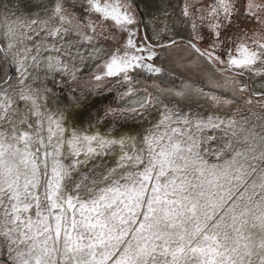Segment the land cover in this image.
<instances>
[{
	"label": "snow or ice",
	"instance_id": "snow-or-ice-1",
	"mask_svg": "<svg viewBox=\"0 0 264 264\" xmlns=\"http://www.w3.org/2000/svg\"><path fill=\"white\" fill-rule=\"evenodd\" d=\"M86 3L88 11L102 22L127 34L122 52L101 57L97 67L104 71L94 75L96 81L115 77L127 84L139 73L161 74L163 69L155 66V60L164 51L221 65L222 69L216 71L231 73L226 83L233 97L248 91L249 79L264 78V43L246 35H224L239 7H245H238L236 0H213L210 5L208 50L197 44L205 37L197 32L195 20L191 21L190 39L177 38L178 34L168 31L166 25L156 30L154 41L137 39L134 26L138 21L129 0ZM254 7L262 6L248 0L244 15L256 17ZM182 15L186 20L191 16L187 5ZM53 19L60 26L50 27ZM200 19L203 26L205 18ZM65 22L59 0L48 20L10 21L5 16L0 21L7 41L0 46V53L5 60L11 56V63L17 65L21 86L10 94L8 80L0 85V240L10 254H15L12 264H264V124H252L248 117L241 123L235 115L181 114L162 105L160 118L143 137L141 146L133 137L115 139L99 133L81 136L73 132L66 143L72 155L83 153L84 160H75L71 167L61 162L64 142L59 136L53 142V137L54 127L65 131L60 123L62 116L42 112L40 98L25 83L28 68L40 67L41 45H36L33 54L24 44L32 36L21 29H30L36 35L46 30L47 37L62 41L71 31L63 27ZM37 24L42 26L39 30L32 27ZM84 27L92 35L77 31L82 40L75 43L92 45L95 25L89 22ZM18 44L23 47L17 48ZM157 48L162 51L157 52ZM44 51L56 53L44 60L49 72L68 70L69 63L62 57H68L69 62L84 60L79 48L73 52V42L59 47L52 44ZM92 53L96 59L103 50L93 46ZM259 88L262 90L252 96L264 106V83ZM189 90V85L169 89L176 96ZM196 91L210 97L214 104L221 100L224 105L240 102L201 88ZM131 92L129 88L126 94ZM17 99L25 102L37 118L35 123L27 112H19ZM150 103L151 97L145 96L121 111L139 116ZM157 103H161L159 99ZM243 103L251 105L253 100ZM208 131L213 135H202ZM126 139L133 141L131 152L125 148ZM213 140L219 141L215 148H201L202 143ZM116 147L121 150L116 166L99 180L81 174L79 181L68 183L78 164L110 155ZM206 154H214L217 162L209 163Z\"/></svg>",
	"mask_w": 264,
	"mask_h": 264
},
{
	"label": "rangeland",
	"instance_id": "rangeland-1",
	"mask_svg": "<svg viewBox=\"0 0 264 264\" xmlns=\"http://www.w3.org/2000/svg\"><path fill=\"white\" fill-rule=\"evenodd\" d=\"M59 2L62 3L66 20L71 16H76L80 20V22L83 23V25H87L89 22L95 25V43L97 42L98 44H105V50L109 53H115L117 52V50H120L121 52L123 51L124 44L127 39V34L119 32L115 28L111 27L109 23L102 22L97 17V15L89 12L86 0H59ZM56 3L57 0H0V21H3L5 16L8 17L10 21H45L48 20L49 16L52 15V11L50 13H34V11L31 12V14L24 16V18H21V16L22 13L27 11V6H35L41 4L46 7H55ZM129 3L131 5V12L135 15L138 21V24L134 26L138 32L137 39L147 38L153 41L155 39L153 35L156 30L165 27V25L167 26L168 31L178 34L177 38H179V36H183L185 39H190L191 28L189 27V23L187 22V20L182 15V10L185 7V4L187 5V7L190 5L188 11L190 13H194L195 20L197 21L198 33L204 35L205 37V40L203 42H197V44L202 50L209 49L208 37L210 33L207 28V17L210 11V5L213 3V0H185L182 6L180 4L181 0H147V2L146 0H129ZM236 3L238 7L240 5L246 7V5L248 4V0H236ZM252 3L254 5L262 6L259 9L255 7L252 9V11L257 13L256 17L245 16V7H239L238 14L232 17L231 27L226 29L224 32L225 36H232L235 33L241 36L246 35L254 41L264 43V0H252ZM144 6L147 7L148 11L151 13L152 10H157L158 14H163L165 20L168 21L171 25L162 22L158 17H155L156 19H153V22H151L152 24H147L142 16V12H145ZM201 17L205 18L203 21V26H201ZM85 30L88 35H92V33L88 31L87 28H85ZM3 31L4 29L2 25H0V46H4L2 36ZM44 34L47 35L46 30L44 31ZM84 45L85 50H89L88 48L90 47V44L85 42ZM156 51L161 52L162 50L157 48ZM161 56L155 60V66L161 67L163 70L168 71V67L175 63L172 60ZM148 62L152 63V61ZM101 63L102 60L99 64ZM214 66H217L218 69H222V66L218 63ZM103 71L104 69L102 67L93 66L89 71L80 73L79 76L75 75L74 78L72 77L68 79L69 75L68 77L66 76L67 79L65 77L64 81L51 86L54 97L46 96V102L48 103L50 101L48 104H51L55 109L60 107H65L66 109H68L72 100H74L75 98H82L83 92L88 91L95 99H102V102L97 101V103L90 106V108L88 107L87 113H89L92 109L89 114H91V117L94 118L96 122L101 123L103 121H107L111 127L119 129L122 125L121 128L124 127L126 130H134L136 126L139 125V123L146 126L147 118L153 114L154 109H157V101L153 97H151L149 108L147 110H142V113L139 116H133V114L131 113L122 112L121 110L125 109L126 102L129 101L132 96L136 95L138 90L133 85H131V83L126 84L118 82V78L115 77H106L101 81H96L94 79V75L100 74ZM219 73H222L224 77L222 79H219L218 82H214L213 84L215 86H207V84L201 83L208 89L213 90V92L209 90H204V92H210L224 98H233L240 101L239 103L224 105L223 101L221 100L218 104H214L211 99H205L204 96H200V101L193 98L192 103L194 105H190V101L188 102V99H186V95H183L179 96L180 102L175 105V107L173 105H168V107L175 108L181 114L199 113L203 116L219 115L223 117H232L233 115H235L236 120L241 123L243 122L245 117H248L250 119V123L252 124H264V106L256 103L257 98L252 96V93L254 91L262 90L259 88V85L264 83V78L256 77V81L255 79H249L248 91H246L242 96L237 95L236 97H233L231 86L226 83V78L229 77L231 73L222 71H219ZM141 75H145V73L143 72L141 73ZM16 77V73L11 67L9 59L5 60L3 54L0 53V85H3L5 80H8L10 94L13 90L18 92L20 89L18 81L16 82L17 84H14V80L16 79ZM236 79L244 80L245 77H236ZM129 88L132 89L130 95L126 94ZM144 95L149 96L146 92ZM249 98H252L253 103L251 105L244 104L243 101ZM197 104L198 108H196ZM16 107L19 109L20 113H25L28 110L25 106V102H21L18 99L16 100ZM257 117H259V119H257ZM46 124L47 121H45V129ZM0 130L3 129L0 128ZM257 131H260L259 127H257ZM45 132L46 130L44 131L43 135L45 134ZM202 135H213V133L211 131H208L203 133ZM216 135L219 136L220 133H216ZM218 143V140H213L209 143H202L201 148H215ZM115 156L116 155L114 153L103 156L101 162L88 164L85 168H81V164H78L76 166V170L71 173V180L68 181V183L71 184L73 181H79L81 174H88L89 176L94 175L95 179L99 180L101 178V175L106 174L109 168H113L116 166V162L119 159H117ZM82 157V153L79 157H76L72 154H69V156L63 154V157L60 158V160L65 166L71 167V164H73L75 160H81ZM205 158L209 161V163L217 162L216 156L214 154H206ZM79 173L80 175H78ZM14 255V253H9L3 241L0 240V256L5 257L13 262ZM0 264L5 263L0 262Z\"/></svg>",
	"mask_w": 264,
	"mask_h": 264
},
{
	"label": "bare ground",
	"instance_id": "bare-ground-1",
	"mask_svg": "<svg viewBox=\"0 0 264 264\" xmlns=\"http://www.w3.org/2000/svg\"><path fill=\"white\" fill-rule=\"evenodd\" d=\"M184 1L185 0H181L180 3L181 6L183 5ZM53 9L54 6L46 7L41 4L35 6H27V11L22 13L21 18H24V16H27L34 11H35L34 13L36 12L50 13L51 11H53ZM144 10L145 12L144 13L142 12V16L144 20L147 22V24H152L151 22H153V19L155 17H158L162 22L171 25L168 21L165 20L163 14H158L157 10H152V13L148 11L147 7H145ZM189 19L191 21L195 20L194 13L191 12V16L189 17ZM189 19H187V22L189 23L188 25L191 28V21ZM67 21H71V23L69 24ZM195 22L197 24L196 20ZM78 24L80 25L79 29L77 28ZM49 26L50 27L60 26V24L59 21L53 19L49 22ZM32 27L39 30L42 26L40 24H37V25H33ZM63 27L70 28L71 31L64 35V39L62 41L59 40L58 38L53 39L51 37H47V35L44 34L45 30L40 31V34L36 35L30 29H21V31L25 32L27 35L32 36V39L25 40L24 44H26L29 48L33 50V54L35 53L36 45L37 44L41 45V54L39 57L40 67L38 69L33 67L28 68V73H27L28 79L25 81V83L30 86L34 95L40 97L39 103L41 105V111L45 113H51L53 114L54 117L57 118L62 116L60 123H61V127L65 131L60 132L56 130L54 127V132L56 133V135L53 137V142L56 141L57 136H59L64 142L62 143L61 146V156L59 158H62L63 154L67 156L71 154V150L69 149L66 141L69 138H71L73 132L81 136L85 134L93 135L99 133L101 136H104L106 138H115V139H120L122 137L124 138L133 137L135 138V143L138 146H141L143 143V137L149 132V130L153 129V126L160 118V113L163 110L162 105H167V106L173 105L175 107V105H177L180 102L179 96H176L174 94V91H168L169 90L168 88L173 90H180L185 85H189L190 90L188 91V93H185V95H186V99H188V102L190 101L189 104L194 105L192 103L193 98L199 101L201 100L200 96H204L205 99H210V97L198 93L196 91L197 88H201L203 90H209L213 92V90L208 89L206 86H203L201 83H205L207 84V86L213 87L215 86L213 84L214 82H218L219 79H222L224 77L222 73L216 71V69H218L217 66L209 65L201 60H196L195 58L189 57L183 53L177 55L175 52L169 54L167 51H164L161 57H165L169 60H172L175 64L170 65L168 67V71L163 70L162 73L158 75H153L146 72H144L145 75H141V73L136 75V79L133 82H131V85H133L138 90V92L136 95L132 96L129 99V101L126 102L125 108H130L135 106L136 102L142 100L145 97L144 95L145 92L150 97H153L156 101L157 99H159L161 103L160 104L157 103V109H154L153 114L147 118L146 126L139 123V125H137L134 130H126L124 127L121 128L122 125L120 126L119 129H117L111 127L107 121H103L101 123L96 122L94 118L91 117V114H89L92 111V109L89 113H87L88 107L90 108V106L97 103V101L102 102V99H95L88 91L83 92L82 98H75L74 100H72L68 109H66L65 107H60L55 109L52 107L51 104H48L50 101L48 103L46 102L47 100L45 99V97L46 96L52 97L54 94L52 93L53 91L51 88L52 85H56L57 83L64 81V78L66 76L68 77V75H69L68 79L72 78L73 73H75L76 76H79L80 73L89 71L93 66H97L101 62L102 60L101 57L105 58L109 53L108 51L105 50L106 45L103 43L98 44L97 42L95 43L93 41V44L89 45L90 46L88 48L89 50H85V45H84L85 42L75 43L76 41L82 40V37L77 35V31L86 32L83 23H81L76 16H71L70 18H68L64 23ZM197 32H198V28H197ZM68 42H73V52L75 51L76 48L80 49L81 54L84 56L83 63H81V60L79 58H76L74 61L69 62L68 57H62L63 62L69 63V68L67 71H55V72L47 71L44 67V60L48 55L51 54L54 56L56 55V53L46 52L44 51V47L46 46L50 47L52 44H56L59 47L61 45L67 44ZM3 43L4 45H6L7 41L3 39ZM93 46L103 50V53L97 55L96 59L92 58ZM22 47L23 45L20 44L17 45V48H22ZM8 59L11 64V67L15 71L17 65L11 63L12 60L11 56H9ZM28 63L31 64V61H28ZM15 73L17 77L14 80V84L19 79V73L16 71ZM256 80L257 79H255V81ZM9 93H10V89H9ZM196 106H197L196 108H198V104ZM27 112H28L29 120L35 122L37 118L35 116H32L29 110H27ZM17 119H19L18 116ZM46 129H47V124H46ZM44 135L45 136L47 135V131L45 132ZM132 143H133L132 140L126 139L125 148L129 152L132 151L130 147ZM112 153H114L116 155L115 157L119 159L121 155V150L119 147H116L112 151ZM82 156L83 157L81 160H84L83 153ZM102 158L103 156H96L95 158L89 159L87 164H81L80 166L81 168H85L87 167L88 164H95L97 162H101ZM78 175H80V173Z\"/></svg>",
	"mask_w": 264,
	"mask_h": 264
},
{
	"label": "water",
	"instance_id": "water-1",
	"mask_svg": "<svg viewBox=\"0 0 264 264\" xmlns=\"http://www.w3.org/2000/svg\"><path fill=\"white\" fill-rule=\"evenodd\" d=\"M0 262L5 263V264H12V262L9 259L5 257H1V256H0Z\"/></svg>",
	"mask_w": 264,
	"mask_h": 264
},
{
	"label": "flooded vegetation",
	"instance_id": "flooded-vegetation-1",
	"mask_svg": "<svg viewBox=\"0 0 264 264\" xmlns=\"http://www.w3.org/2000/svg\"><path fill=\"white\" fill-rule=\"evenodd\" d=\"M157 50V49H156ZM149 63V62H148Z\"/></svg>",
	"mask_w": 264,
	"mask_h": 264
}]
</instances>
